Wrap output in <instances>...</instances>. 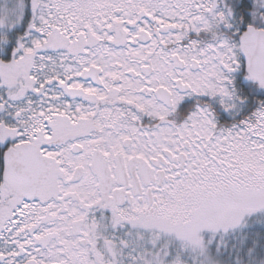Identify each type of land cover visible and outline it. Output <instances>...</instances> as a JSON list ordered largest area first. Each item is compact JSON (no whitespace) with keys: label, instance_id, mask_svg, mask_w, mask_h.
<instances>
[{"label":"snow or ice","instance_id":"1","mask_svg":"<svg viewBox=\"0 0 264 264\" xmlns=\"http://www.w3.org/2000/svg\"><path fill=\"white\" fill-rule=\"evenodd\" d=\"M0 264H264V0H0Z\"/></svg>","mask_w":264,"mask_h":264}]
</instances>
